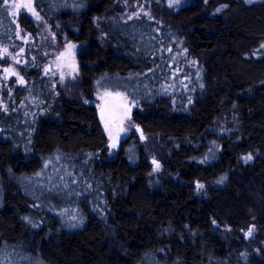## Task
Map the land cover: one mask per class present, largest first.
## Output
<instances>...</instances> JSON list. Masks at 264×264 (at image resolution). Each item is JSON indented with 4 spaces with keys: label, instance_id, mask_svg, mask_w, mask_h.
Segmentation results:
<instances>
[{
    "label": "trees",
    "instance_id": "obj_1",
    "mask_svg": "<svg viewBox=\"0 0 264 264\" xmlns=\"http://www.w3.org/2000/svg\"><path fill=\"white\" fill-rule=\"evenodd\" d=\"M121 1L33 0L57 48L79 47L71 96L42 72L36 21L0 0V264H264V49H246L264 40V0H143L163 15L153 30ZM163 44L180 64L204 57L169 80ZM15 53L19 84L3 78ZM114 82L159 175L137 132L107 148L84 95Z\"/></svg>",
    "mask_w": 264,
    "mask_h": 264
},
{
    "label": "rangeland",
    "instance_id": "obj_2",
    "mask_svg": "<svg viewBox=\"0 0 264 264\" xmlns=\"http://www.w3.org/2000/svg\"><path fill=\"white\" fill-rule=\"evenodd\" d=\"M214 1L216 2L217 0ZM121 3L125 6V9L127 11H130V17L128 19L133 20L135 18H141L140 15L142 14L145 16V19L148 20L147 23L150 21L152 22L150 28L153 27L156 29V26H166L164 25L165 23L162 22L163 15H154L155 12L153 11V8L146 6L143 0H133V2L130 4L128 0H122ZM8 7L9 13L14 18H16L19 13L27 11L36 21L39 27L38 43L49 45V48L44 47V52L47 55V61L44 62L42 68L43 74L48 75L49 77L54 79V83H57L67 95L72 96V92L74 90H76L77 93H80L79 90L81 86L78 78L79 70L76 60V53L79 48L78 45L67 43L64 44L62 48H57L58 41L56 38V34L51 29V27L41 19L39 14L34 11L33 0H8ZM129 8H131V10ZM156 31L159 32L160 30ZM26 40L27 39H23V44L27 42ZM262 46H264V40H259L254 45H248L246 49H249L252 52H257L260 49H264V47ZM160 49L165 54H170L171 58H174L175 60L168 63L170 69L175 72L174 76L170 75L171 77L169 80H173V77L176 78L175 76L177 74H180L181 80L183 81V70L185 67L184 64H194L196 61L200 62L204 57V55L201 54L193 55L187 53L186 49H183L182 55L185 61H183V64H180L178 63L180 62L179 55L176 52L172 51L173 47L171 46V44H167V46L163 44L161 45ZM173 62H176L174 66ZM22 63L23 57L21 56V53H15L14 55H12L10 64L7 65L3 70L4 80L8 81L9 79L14 78L15 84L22 83V77L20 74ZM168 83V85H172L170 82ZM116 85L117 83L113 84L112 87L109 88L98 85L96 87V90L93 91V95L91 94L90 96L89 93L84 95L85 98L89 96L88 101H90L95 106V108H98L101 101L105 98H110L112 100L110 107L115 108L114 112L110 110L109 106H107V109L109 114H113V119H110L106 114H103L102 118H100V123L102 124V128L107 137V148L112 152L118 150L121 144L125 141H130V143H132V133L137 132V125L132 121V112L138 107V105L136 104V101L131 98L128 91H124L123 89L113 90L112 88ZM138 139L144 150H146L145 152L148 158L152 159V172L155 175H159L160 173H162L161 171H163L162 160L156 153H154V149H157V147L154 145L153 140L144 135L141 131L138 134ZM254 218L255 217L252 218L253 222H255ZM253 222L243 231V234L247 239L253 238L256 234V225ZM250 228L253 231L251 235H247Z\"/></svg>",
    "mask_w": 264,
    "mask_h": 264
},
{
    "label": "water",
    "instance_id": "obj_3",
    "mask_svg": "<svg viewBox=\"0 0 264 264\" xmlns=\"http://www.w3.org/2000/svg\"><path fill=\"white\" fill-rule=\"evenodd\" d=\"M112 103V100L110 98H105L101 101L100 106L98 108H96V112L98 114L99 119L102 118L103 114L109 115L108 114V109L107 106L110 107V104ZM111 111H114V107H110ZM112 117H110L111 119ZM136 131L139 134L140 132V128L138 126H136ZM150 161L152 162V159H150ZM195 187H197V183H195Z\"/></svg>",
    "mask_w": 264,
    "mask_h": 264
},
{
    "label": "snow or ice",
    "instance_id": "obj_4",
    "mask_svg": "<svg viewBox=\"0 0 264 264\" xmlns=\"http://www.w3.org/2000/svg\"><path fill=\"white\" fill-rule=\"evenodd\" d=\"M174 2H175V3H179V0H174ZM7 4H8V0H5V6H7ZM169 6L171 7V6H173V5L170 3ZM18 7H19V6H18ZM217 11H219V9H217ZM262 47H264V46H262ZM244 159H245L246 161H247V160H250V159H251V156L249 155V156L245 157ZM157 167H158V165H157ZM198 187H202V185H200V186H198ZM252 231H253V230L250 228L249 231H248V233H247V235H251Z\"/></svg>",
    "mask_w": 264,
    "mask_h": 264
},
{
    "label": "flooded vegetation",
    "instance_id": "obj_5",
    "mask_svg": "<svg viewBox=\"0 0 264 264\" xmlns=\"http://www.w3.org/2000/svg\"><path fill=\"white\" fill-rule=\"evenodd\" d=\"M111 110V109H110ZM114 112V111H113ZM109 114V113H108ZM108 117H112L111 119H113V114H109Z\"/></svg>",
    "mask_w": 264,
    "mask_h": 264
}]
</instances>
